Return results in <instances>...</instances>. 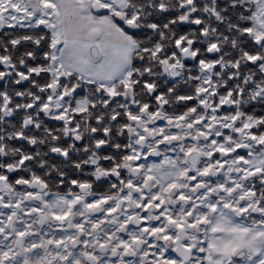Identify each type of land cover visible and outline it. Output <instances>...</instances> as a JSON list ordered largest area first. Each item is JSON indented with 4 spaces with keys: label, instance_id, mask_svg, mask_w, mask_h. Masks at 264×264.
Listing matches in <instances>:
<instances>
[{
    "label": "snow or ice",
    "instance_id": "obj_1",
    "mask_svg": "<svg viewBox=\"0 0 264 264\" xmlns=\"http://www.w3.org/2000/svg\"><path fill=\"white\" fill-rule=\"evenodd\" d=\"M0 264H264V0H0Z\"/></svg>",
    "mask_w": 264,
    "mask_h": 264
}]
</instances>
